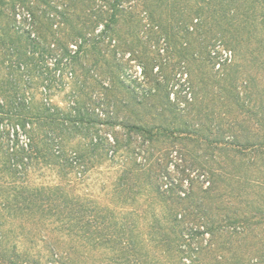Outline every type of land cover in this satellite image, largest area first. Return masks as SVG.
Listing matches in <instances>:
<instances>
[{
    "label": "trees",
    "instance_id": "obj_1",
    "mask_svg": "<svg viewBox=\"0 0 264 264\" xmlns=\"http://www.w3.org/2000/svg\"><path fill=\"white\" fill-rule=\"evenodd\" d=\"M104 164L101 202L69 174ZM0 196V264H34L7 219L97 264H264V0H0Z\"/></svg>",
    "mask_w": 264,
    "mask_h": 264
},
{
    "label": "rangeland",
    "instance_id": "obj_2",
    "mask_svg": "<svg viewBox=\"0 0 264 264\" xmlns=\"http://www.w3.org/2000/svg\"><path fill=\"white\" fill-rule=\"evenodd\" d=\"M139 10L141 11V7H139ZM155 48V47H154ZM131 54L128 53L125 57L126 60L130 59ZM162 56L164 59L170 58V53L167 51L165 52V49L162 50ZM159 67H157V70ZM128 73L133 78H140L142 79V67L136 60H129V67H128ZM187 78V75H184L181 78V82H184ZM188 86V84L186 85ZM189 88H187L188 90ZM70 91V88L68 87L65 91H58L55 95H53V102L56 104H59L62 108L66 106L65 96ZM190 92V91H189ZM77 145V141H69L68 149H75V146ZM120 156L117 155V157ZM110 167V168H109ZM113 168V169H111ZM115 166H109L108 164H104L99 168H94L89 171H83V177L80 179L78 176L80 174L77 173L78 169L76 171H72L69 174L70 178H73L76 183L78 184L79 192L81 193H89L93 194L92 196L99 197L101 202H105V194L108 190H110V187H107L106 190H103V187L105 184H109L111 180L115 176ZM175 171H172L174 174V177H178L180 175V171L182 170V167L174 169ZM29 180L31 182V185H50L57 183L61 180V176L59 175V169H53L50 167H38L37 165H32L28 172ZM4 200L2 199V196H0V204ZM6 210L3 211L4 218L6 217ZM5 230L10 229V226H14L16 230V234H10L9 239L7 243L5 244L7 247V253L13 254V252H18L19 254H22L23 256H28L32 258V261L34 264H67L66 260H68L70 264H97V262H106L105 258L109 259L108 257L110 255L104 254L103 252H98L94 255V257L90 258L88 260L87 256H76L75 259H70V255L67 256L68 249H64L62 247H58L60 250V256L53 255L51 252V244L54 242L50 240L51 234L48 233V231H44L43 235L40 234L37 235V232H31L29 229H25V231H22L20 227V221L14 220V222L11 221V219H7L5 221ZM29 224V223H27ZM3 228V227H2ZM20 229V230H19ZM49 240V243L47 244L46 241ZM63 252V253H62ZM25 254V255H24ZM28 254V255H26ZM64 260V261H63ZM90 261V262H89ZM114 264V263H113Z\"/></svg>",
    "mask_w": 264,
    "mask_h": 264
}]
</instances>
